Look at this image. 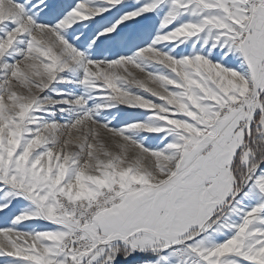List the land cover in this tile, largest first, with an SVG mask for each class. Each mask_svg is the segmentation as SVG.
Instances as JSON below:
<instances>
[{
  "label": "snow or ice",
  "instance_id": "6c2138e0",
  "mask_svg": "<svg viewBox=\"0 0 264 264\" xmlns=\"http://www.w3.org/2000/svg\"><path fill=\"white\" fill-rule=\"evenodd\" d=\"M0 264H264V0H0Z\"/></svg>",
  "mask_w": 264,
  "mask_h": 264
}]
</instances>
